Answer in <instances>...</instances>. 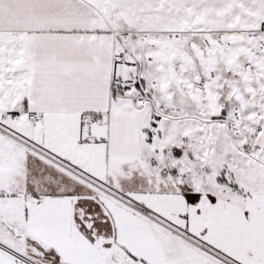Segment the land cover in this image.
Wrapping results in <instances>:
<instances>
[{
    "label": "snow or ice",
    "instance_id": "1",
    "mask_svg": "<svg viewBox=\"0 0 264 264\" xmlns=\"http://www.w3.org/2000/svg\"><path fill=\"white\" fill-rule=\"evenodd\" d=\"M0 264H264V0H0Z\"/></svg>",
    "mask_w": 264,
    "mask_h": 264
}]
</instances>
